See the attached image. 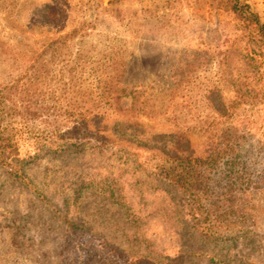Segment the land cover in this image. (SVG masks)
Segmentation results:
<instances>
[{"label": "rangeland", "instance_id": "obj_1", "mask_svg": "<svg viewBox=\"0 0 264 264\" xmlns=\"http://www.w3.org/2000/svg\"><path fill=\"white\" fill-rule=\"evenodd\" d=\"M248 1L264 20V0ZM236 24L208 0H0V82L2 46L33 57L40 38L81 27L75 49L121 51L123 86L145 89L137 109L183 115L137 114L125 97L112 117L134 121L110 124L109 142L43 151L22 176L0 165V264H264V74L215 139L198 130L212 114L200 87L188 99L169 82L214 77L207 59L238 44ZM177 154L198 160L166 162Z\"/></svg>", "mask_w": 264, "mask_h": 264}, {"label": "trees", "instance_id": "obj_2", "mask_svg": "<svg viewBox=\"0 0 264 264\" xmlns=\"http://www.w3.org/2000/svg\"><path fill=\"white\" fill-rule=\"evenodd\" d=\"M108 1L116 5L123 0ZM208 1L216 10L224 9L234 14L237 24L233 41L238 44L209 55L207 61L215 60L218 67L214 77L179 79L175 75L169 82L173 86L176 82H184L181 96L188 99H192L194 89L200 87L203 102H208L207 108L212 114L202 117L198 130L215 139L220 129L213 130L219 124L231 121L238 106L253 104L259 94H253L258 90L252 82H260L264 74V71H257V67H264V20L248 0ZM81 29L74 27L65 34L40 38L42 50L33 57L27 51L23 56L21 52L11 55L9 50L1 47L11 71L9 77L0 82V165L10 175L22 176L26 164L37 157L42 158L43 151L84 150L94 138L102 144L109 142L114 138L106 133L110 124L123 122L130 125L129 122L134 121L132 117H112L115 110H125L121 106L125 97H131V109L137 114L145 113L151 117L168 114L166 110L155 108L149 111L137 109L141 100L146 101L142 99L145 89L139 88L138 84L132 88L123 86L120 80L123 58L112 43L109 45L111 50L97 55L81 46L75 49L77 35L85 37ZM192 64L187 62V67L196 70L197 63ZM155 87H161V83H156ZM225 89L234 92L233 99L226 100ZM167 116L175 125L183 119L180 109ZM196 126L183 128L189 133ZM60 140L65 142L60 144ZM164 158L177 167L186 163L193 165L198 160L178 154Z\"/></svg>", "mask_w": 264, "mask_h": 264}]
</instances>
